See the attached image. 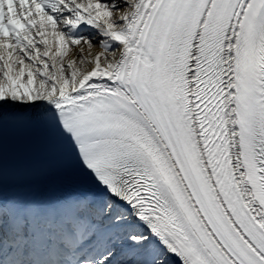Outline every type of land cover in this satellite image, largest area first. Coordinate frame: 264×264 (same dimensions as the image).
<instances>
[{
	"label": "snow or ice",
	"instance_id": "1",
	"mask_svg": "<svg viewBox=\"0 0 264 264\" xmlns=\"http://www.w3.org/2000/svg\"><path fill=\"white\" fill-rule=\"evenodd\" d=\"M0 264H264V0H0Z\"/></svg>",
	"mask_w": 264,
	"mask_h": 264
}]
</instances>
